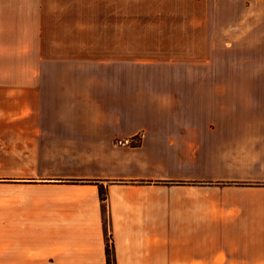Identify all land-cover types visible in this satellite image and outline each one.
<instances>
[{
  "label": "crops",
  "instance_id": "0c3cea01",
  "mask_svg": "<svg viewBox=\"0 0 264 264\" xmlns=\"http://www.w3.org/2000/svg\"><path fill=\"white\" fill-rule=\"evenodd\" d=\"M108 242L264 264V0H0V264Z\"/></svg>",
  "mask_w": 264,
  "mask_h": 264
},
{
  "label": "trees",
  "instance_id": "16d2710c",
  "mask_svg": "<svg viewBox=\"0 0 264 264\" xmlns=\"http://www.w3.org/2000/svg\"><path fill=\"white\" fill-rule=\"evenodd\" d=\"M100 197L102 200L106 198V191L103 188H100ZM105 254H106L107 264H116L114 249L112 246H110L109 242L106 244Z\"/></svg>",
  "mask_w": 264,
  "mask_h": 264
},
{
  "label": "rangeland",
  "instance_id": "374dc122",
  "mask_svg": "<svg viewBox=\"0 0 264 264\" xmlns=\"http://www.w3.org/2000/svg\"><path fill=\"white\" fill-rule=\"evenodd\" d=\"M144 43H147V41H144ZM99 47L97 48L98 51H103V47H100L101 45L103 44H98ZM148 50V49H147ZM164 51V49H162V52ZM145 66H147L148 64H144ZM100 65H98L99 67ZM99 69L103 70V65H101V67H99ZM139 70H144V71H162V72H167L169 70V67L167 64H159V65H156L155 67H152V68H148V67H145L144 69H139Z\"/></svg>",
  "mask_w": 264,
  "mask_h": 264
}]
</instances>
